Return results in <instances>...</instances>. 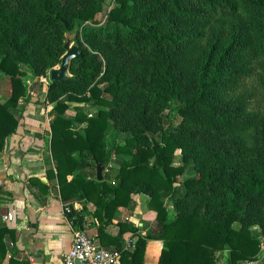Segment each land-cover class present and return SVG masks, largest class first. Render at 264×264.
<instances>
[{"label": "trees", "instance_id": "16d2710c", "mask_svg": "<svg viewBox=\"0 0 264 264\" xmlns=\"http://www.w3.org/2000/svg\"><path fill=\"white\" fill-rule=\"evenodd\" d=\"M106 1L0 0V81L10 80L0 156L19 125L23 76L44 77L77 26L71 76L50 81L44 98L55 165L47 174L61 198L94 204L97 236L120 250L118 264H143L150 238L163 241L157 264H217L226 247L227 264L254 260V227L264 233V0ZM173 108L177 123L165 125ZM97 162L108 167L101 181ZM135 192L150 197L156 227L124 249L121 236L135 227H104ZM66 214L82 227V209ZM7 235L0 223V264Z\"/></svg>", "mask_w": 264, "mask_h": 264}, {"label": "crops", "instance_id": "0c3cea01", "mask_svg": "<svg viewBox=\"0 0 264 264\" xmlns=\"http://www.w3.org/2000/svg\"><path fill=\"white\" fill-rule=\"evenodd\" d=\"M25 76L32 81L33 89H40L42 93L33 96V89L24 81L26 92L18 105L21 110L19 125L14 133L6 137L0 156V223L14 231L13 238L9 235L5 237L8 250L3 264H63L64 254L69 249L74 232L79 228H83L100 246L116 248L100 242L97 236L99 222L93 215L94 204L77 200L76 197L66 202L60 196L56 177L47 174L55 166L49 147L52 106L44 100L49 82L46 80L44 83V79H38L30 73ZM66 113L70 115L68 111ZM113 160L115 156L110 159L108 166L114 165ZM72 177L69 175L68 179ZM33 178L40 180L46 188H40ZM149 199L145 193H131V203L119 206L104 227L110 235L118 232L119 222L135 227L134 231L123 232L122 248L132 249L139 235L144 236L155 229V212L149 208ZM67 204L75 210L82 209V227H77L72 218L67 216ZM8 214L11 218L7 217ZM254 229L262 239L259 253L254 260L237 264H264V233L258 226ZM162 248V239H147L143 264H157ZM222 252L228 256V247L216 251L217 264H227L221 257Z\"/></svg>", "mask_w": 264, "mask_h": 264}, {"label": "built area", "instance_id": "2783aa9c", "mask_svg": "<svg viewBox=\"0 0 264 264\" xmlns=\"http://www.w3.org/2000/svg\"><path fill=\"white\" fill-rule=\"evenodd\" d=\"M41 78L45 83V77ZM66 210L70 211L68 207ZM7 217L11 218L9 214ZM119 258L120 250L100 246L86 231L78 229L74 232L69 249L64 254L63 264H76L77 259L81 260L82 264H118Z\"/></svg>", "mask_w": 264, "mask_h": 264}, {"label": "water", "instance_id": "95a60500", "mask_svg": "<svg viewBox=\"0 0 264 264\" xmlns=\"http://www.w3.org/2000/svg\"><path fill=\"white\" fill-rule=\"evenodd\" d=\"M77 26L71 30L68 33V38L66 41V47L65 51L61 55L60 62L58 65L53 66L50 70V80H57V81H62L68 77L71 76V73L69 71V64L71 59L77 58L80 55V48L78 46L77 41L74 38L75 30ZM104 169H105V164L103 162H97L95 165V179L97 181H101L104 178ZM74 199H69L66 202L73 201ZM76 264H82V261L77 259Z\"/></svg>", "mask_w": 264, "mask_h": 264}, {"label": "rangeland", "instance_id": "374dc122", "mask_svg": "<svg viewBox=\"0 0 264 264\" xmlns=\"http://www.w3.org/2000/svg\"><path fill=\"white\" fill-rule=\"evenodd\" d=\"M106 2H108V3H111V4H114V0H107ZM98 19L100 20V22H104L105 21V19H106V15H104L103 13L101 14H99L98 15ZM59 64V63H58ZM58 64H56V65H58ZM56 65H54V66H56ZM52 68V67H51ZM51 68L47 71V73H46V75L44 76L45 77V81L47 80V82H50L51 80H50V77H49V74H50V70H51ZM23 80L26 82V85L27 86H30V89H33V86H32V81L30 82V79L28 78V77H26V76H23ZM0 86H1V90H0V100H5L7 97H8V95H10V80H9V78H7V77H2L1 78V81H0ZM33 91H34V94H33V96H35V97H37L38 96V92L41 94L42 93V91L40 90V89H33ZM73 105H75L74 103H73ZM95 108H97V106L96 107H94L93 109H92V111H95L96 109ZM68 112H69V114L71 115V116H73L74 115V107L73 106H71L70 108H69V110H67ZM177 114H176V110H175V108H173L172 109V112L171 113H169V116L167 117V119H165L164 121H165V125H167L168 124V122H171L172 124H176L177 123ZM75 125H76V128H80L79 126H78V124L77 123H75ZM110 137H111V139H110V141H112V142H115L117 139L120 141V142H123V140H124V135L123 134H114V136L111 134L110 135ZM109 141V142H110ZM175 154H176V161H178L179 160V158H180V153H179V150H175ZM115 156V154L112 152L111 154H110V158H113ZM182 180V178H180L179 179V182ZM178 183H176V185H177Z\"/></svg>", "mask_w": 264, "mask_h": 264}]
</instances>
